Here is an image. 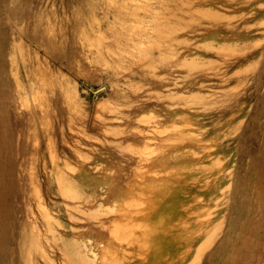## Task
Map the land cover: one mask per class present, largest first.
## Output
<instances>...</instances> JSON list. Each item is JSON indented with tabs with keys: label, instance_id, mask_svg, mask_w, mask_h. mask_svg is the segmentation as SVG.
<instances>
[{
	"label": "rangeland",
	"instance_id": "1",
	"mask_svg": "<svg viewBox=\"0 0 264 264\" xmlns=\"http://www.w3.org/2000/svg\"><path fill=\"white\" fill-rule=\"evenodd\" d=\"M0 264H264V0H0Z\"/></svg>",
	"mask_w": 264,
	"mask_h": 264
},
{
	"label": "bare ground",
	"instance_id": "2",
	"mask_svg": "<svg viewBox=\"0 0 264 264\" xmlns=\"http://www.w3.org/2000/svg\"><path fill=\"white\" fill-rule=\"evenodd\" d=\"M143 158H144V157H143ZM143 158H141V159H143ZM69 177H71V178H72L73 176H71V175H70ZM46 225H47V228H48V226H49V223L47 222V224H46ZM201 253H202V252L200 251V248H199V253H198V254H201Z\"/></svg>",
	"mask_w": 264,
	"mask_h": 264
}]
</instances>
